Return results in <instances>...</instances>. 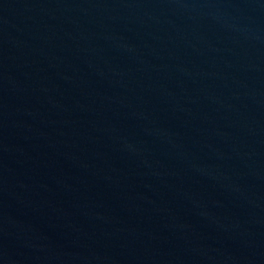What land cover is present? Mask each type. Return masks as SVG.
<instances>
[{"label":"water","instance_id":"1","mask_svg":"<svg viewBox=\"0 0 264 264\" xmlns=\"http://www.w3.org/2000/svg\"><path fill=\"white\" fill-rule=\"evenodd\" d=\"M0 264H264V0H0Z\"/></svg>","mask_w":264,"mask_h":264}]
</instances>
